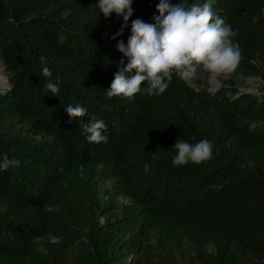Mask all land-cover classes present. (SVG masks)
Segmentation results:
<instances>
[{
    "label": "trees",
    "instance_id": "obj_1",
    "mask_svg": "<svg viewBox=\"0 0 264 264\" xmlns=\"http://www.w3.org/2000/svg\"><path fill=\"white\" fill-rule=\"evenodd\" d=\"M96 3L0 0L7 82L0 90V158L20 161L0 172V264H264V94L228 86L210 93L173 75L163 94L109 98L114 74L128 62L116 45L127 44L133 20L153 23L158 0H133V16L116 39L123 19H105ZM213 12L237 33L242 58L231 73L264 80V0H214ZM41 56L60 86L57 97L46 88ZM76 104L87 114L70 120L64 108ZM92 118L105 122L107 143L82 135ZM178 137L208 139L212 158L174 166ZM74 168L95 177L90 186L80 178L69 182L75 189L68 186ZM105 193L148 215L133 212L139 219L128 231L112 228L114 202ZM150 221L164 232L153 238ZM48 234L55 243L34 242ZM172 236L189 251L167 249Z\"/></svg>",
    "mask_w": 264,
    "mask_h": 264
},
{
    "label": "clouds",
    "instance_id": "obj_2",
    "mask_svg": "<svg viewBox=\"0 0 264 264\" xmlns=\"http://www.w3.org/2000/svg\"><path fill=\"white\" fill-rule=\"evenodd\" d=\"M213 3L214 0H206L202 5L185 6L173 3V0H158L153 23L139 18L133 20L127 44L120 40L116 45L117 50L127 58V65L114 74L106 90L107 96L132 99L142 90L148 95H160L169 87L173 75L187 82L201 70L213 77L233 72L242 58L239 46L233 40L237 33L213 12ZM132 4L133 0H98L95 4L105 19L112 14L123 19L120 30L112 39L122 35L128 27L134 12ZM39 59L42 75L48 78L46 88L57 97L60 86L51 79L53 73L46 65V57ZM120 65H124L123 60ZM142 85H145L143 89ZM64 111L70 120L87 114V109L80 104L67 105ZM105 131V122L96 118L81 126L82 135L89 143H107L109 137L104 135ZM213 148L208 139L192 144L178 137L171 149L176 153L172 163L174 166L200 164L212 158ZM19 166L20 161L9 158L7 154L0 158V172ZM149 171L150 166L145 164L144 172ZM45 210L51 212L53 208L46 206ZM46 238L52 243L57 240L48 234L47 237H35L34 242L42 244Z\"/></svg>",
    "mask_w": 264,
    "mask_h": 264
},
{
    "label": "rangeland",
    "instance_id": "obj_3",
    "mask_svg": "<svg viewBox=\"0 0 264 264\" xmlns=\"http://www.w3.org/2000/svg\"><path fill=\"white\" fill-rule=\"evenodd\" d=\"M214 80H216L217 83H215ZM186 83L193 89H200L205 87L207 91L210 93L215 92L220 87L228 86V87L236 88L238 91L241 92H256L259 94H264V80L254 77L240 76L235 73H225L213 77L211 74L205 73L201 70L198 71L195 78H193L190 81H187ZM6 87H7L6 74L4 72L2 63L0 61V90L5 89ZM83 175L84 177H82ZM77 178H80V183L87 186L88 185L90 186L91 182L95 179L93 175L89 176V171H87L86 169L83 168L82 170L81 168L71 169L68 173V177H66V182H68L67 184L70 188L72 189L76 188L74 184L69 182L76 180ZM105 195H107V193H105ZM107 198H108L107 201L114 202L108 208L110 212L109 214H111V217L113 218L111 223L114 226L112 228L118 229L120 230V232L128 231L127 229L128 226L129 228H131V224L134 225L136 220L139 219L138 217L137 218L134 217L135 213L138 214L140 217H145L148 215L145 211H139V208H136V206L133 205V203H131L128 199L124 198L119 194L113 200L111 195L109 196L107 195ZM119 202H121L124 205L119 206L120 205ZM114 209L115 211H113ZM122 210L124 217L118 218V215ZM99 221L102 222L101 217L99 218ZM135 226H137V224ZM148 226L150 228L151 236L153 238H155L154 236L159 234L161 231L164 232V226L161 225L159 222L150 221ZM168 239L170 241L165 242L164 245L170 244L171 246L167 248L170 251L172 252L189 251L186 241L182 240L181 238H175V236H172V237H168ZM121 257L125 258L128 262L131 260V255H127V256L122 255ZM141 264H152V263L145 262Z\"/></svg>",
    "mask_w": 264,
    "mask_h": 264
},
{
    "label": "bare ground",
    "instance_id": "obj_4",
    "mask_svg": "<svg viewBox=\"0 0 264 264\" xmlns=\"http://www.w3.org/2000/svg\"><path fill=\"white\" fill-rule=\"evenodd\" d=\"M215 79H216V78H215ZM214 82L217 83L216 80H214ZM216 85H217V84H216Z\"/></svg>",
    "mask_w": 264,
    "mask_h": 264
},
{
    "label": "built area",
    "instance_id": "obj_5",
    "mask_svg": "<svg viewBox=\"0 0 264 264\" xmlns=\"http://www.w3.org/2000/svg\"><path fill=\"white\" fill-rule=\"evenodd\" d=\"M255 78V77H254Z\"/></svg>",
    "mask_w": 264,
    "mask_h": 264
}]
</instances>
